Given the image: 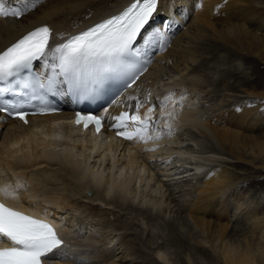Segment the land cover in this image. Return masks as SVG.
I'll use <instances>...</instances> for the list:
<instances>
[{"label": "bare ground", "instance_id": "6f19581e", "mask_svg": "<svg viewBox=\"0 0 264 264\" xmlns=\"http://www.w3.org/2000/svg\"><path fill=\"white\" fill-rule=\"evenodd\" d=\"M130 1L36 0V6L33 8L28 5V10L21 17H0V51L28 30L44 23L50 24L54 29V44L63 42V38L81 31L105 16L115 13ZM207 1L209 5L215 4V10L217 11L218 9L219 11H214L215 13L208 11L207 14H197L196 11V14L193 13L195 17L186 24L183 21L179 22V14H174V11L179 8V5L187 4L189 6L190 0H160L158 12L146 29L147 32L155 30L160 35L158 39L153 40L149 45H145L142 41L139 42L140 53L147 63L148 70L131 89L127 90L129 92L125 97V101L129 106H133L138 101L142 102L147 92L151 95L153 89L157 87L159 92L157 95H154L158 96L159 99L173 94L172 99L168 101V108L165 110V112L170 114V117L158 120L156 126L145 134V138L136 139L133 145L129 144L128 150L121 148L114 141L112 132H107L104 129L102 132L96 134L91 128L83 130L80 125L75 126L72 120L62 119L67 118L72 113V107L66 103L60 102L64 108H68L61 115L29 116V123L27 125L22 124L18 119H8L0 112V168L6 167L13 173L14 178L12 184H10V182L2 179L3 177H0V189H7V192L0 191V199L22 212L55 220V223L65 235L63 237L68 239L70 244H66L63 249L66 258L50 261V264H81V262L82 264L136 263L137 261L134 262L133 259H127V257H132L130 253L119 257L120 254L128 252L132 248L131 243L125 244V241L123 242V236L129 235L128 231L132 222L127 223L125 226L121 224L116 227L114 221L111 220L109 211L108 215H102L103 213L97 212V205H99L97 201L104 202L105 199H116L126 202L132 180L123 177L121 173L118 176L115 174L117 176L115 179L104 178L106 174H103V171L100 170L101 166L108 158L107 165L110 164L108 166L109 169L113 166H119L120 170L126 169V167L130 169L136 168L138 169L137 178L141 185L142 182L152 179L149 173L145 177L146 168L149 165L147 156H153L149 151L154 150V154L158 153V156L161 155L159 152L167 148V145L173 144L172 152H169L165 156L168 159L175 152H181V149L187 145V140L184 141V139H179L177 136L173 140V135L164 136L165 132L161 130L164 127H168L167 132L177 130L176 133L179 134L181 130H185L186 122L198 125L199 127L200 122L198 123L197 116L203 114L202 117H199L203 118L204 116L205 118L208 115H204L208 111L200 114L199 110L196 111L197 108L194 111L189 109L191 106L193 108V105L195 107H202L203 104L201 103V105L200 102L201 100H205V98L208 102L210 100L208 98V91L205 92L207 89L206 80L199 74L202 70L199 68H202V66L204 68L205 65H208V61L204 59L200 61L199 57L203 53H213L219 48L213 44H209L207 39L204 40L205 38L203 37L207 35L208 30H211L214 35L226 44L234 47L235 50H239L240 45L243 43L253 42L256 48L251 53L252 56L257 55L258 58L262 56L264 52V49H262L264 47V31L262 30L264 29V16L260 15L264 13V6H256V9L258 8L259 10H251L253 8L251 5L252 0H248L251 3L244 4L241 0ZM6 7L23 8L25 4L21 3L20 0H6ZM181 10L184 14L186 6ZM227 10L229 14L226 12ZM244 11H247V13L252 11L257 13L255 20L258 27L250 28L239 21L243 18ZM223 12H226L225 15L231 16L229 22L223 20ZM234 19H237V21ZM248 21L253 22L251 19H248ZM176 26L178 30L172 35L170 33L168 41L165 43L164 35L167 32L169 33V31L176 30ZM233 32L234 36L232 35ZM197 45H201V47ZM157 51L158 55H156ZM231 52L233 53L234 51ZM170 60H174V64L177 67L184 64V70H190L182 78V82L186 84L183 88H175L174 91H164L163 87H160L159 84L163 80L162 75L166 72L165 70H169L165 66ZM47 62L42 63L41 61H37L35 63L36 70L37 67H40L41 69L37 71L48 75ZM62 92L63 89L59 87L57 90L58 97H61ZM130 97L136 99H129ZM159 99L155 103H159ZM179 99L182 103L178 104L177 108L173 107L172 110L175 111V109L179 108H183V110L181 112L177 111L178 117L175 119L170 106L172 107L177 104ZM145 100L144 105L147 103ZM187 104H191V106H186ZM117 107L120 106L117 105ZM253 109L241 110L237 108L233 110L232 115L229 114L231 117L228 123L223 122L224 117H219L218 114L210 120V123L215 132L217 131L222 139H224L222 141L228 144L229 153L235 159L253 163L254 157H261L263 165L261 167L264 169V134H248V130L254 129L256 125L259 126L258 129L264 128V123L261 122L264 117L261 114L255 115L252 113ZM198 111L199 114H197ZM105 113L110 115L109 111ZM251 114L252 118L250 122L243 125V121ZM223 126H232L236 130L229 132L224 129L222 131L220 127ZM63 127H65L64 130ZM160 132L163 133L162 137L152 142L150 139L152 135L157 136ZM47 145H51L52 147H48L49 149H47ZM66 145L80 149L79 152L84 157L77 158L74 155L70 156L67 153L58 151V146H65L66 148ZM161 145L165 146V148L159 149ZM153 146L155 147L153 148ZM67 150L69 151V149ZM248 152L253 154L254 157L252 156V159H249V155L248 157L245 156ZM187 163L186 166L179 163L182 168L177 163L170 166L169 169L177 167L176 173L164 175L165 177L161 179L163 183L172 181L167 184L178 185L180 181H183L184 177L191 175L189 172H194L193 174L201 176L205 174V165L197 164L195 161H191V163L187 161ZM208 178L210 179L196 189L198 194L194 197V204L189 207L190 213L196 218L202 229L207 232L208 242L212 245H215L218 241L219 244H223L226 238L230 237V234H227L228 222L220 218H222L224 212L226 216H229V209L231 207L227 201L216 204L213 202V199L225 190L228 192L227 189L232 188L235 184L236 177L234 178V174L230 170L218 167L208 175ZM161 180L156 178V182L159 184L162 183ZM65 182H70L73 184V187L79 188L78 190L81 192L83 191L82 197L91 202L82 200L77 202L78 199H75V194H71L72 191L69 188L72 185L69 183L70 185H67L69 186L68 188L67 186L63 187ZM51 184L63 185V188L54 189L52 187L53 189L49 190L48 186ZM44 187L46 188L44 189ZM93 187L95 188V192H98V190L103 191V196L101 195L102 199H92L87 195L86 191ZM181 188L183 189L184 187ZM181 188L177 192H180ZM157 193L161 194V192ZM157 193L154 195L155 197L158 195ZM173 199L175 198H171V200ZM105 204H111V201ZM145 208H149V206ZM60 211L62 212L60 213ZM75 212L79 214L77 215ZM261 213V209H256L250 215L252 216L253 230L255 228L264 230V217L261 220ZM62 215H65V220L61 218ZM77 225H79V228H76ZM83 227L85 231L82 230ZM96 227L98 231L95 233ZM116 239H119L116 245H120L118 248L117 246L110 248L109 245ZM5 245H10V243L0 242V246ZM252 247L248 243L246 247L244 246L241 249L233 246H224L221 255L225 264H264V242H259L258 247L255 249ZM123 250L125 252H122ZM134 252L140 253L137 249H134ZM156 253V259H161L165 263L167 259L166 252L158 250Z\"/></svg>", "mask_w": 264, "mask_h": 264}, {"label": "rangeland", "instance_id": "374dc122", "mask_svg": "<svg viewBox=\"0 0 264 264\" xmlns=\"http://www.w3.org/2000/svg\"><path fill=\"white\" fill-rule=\"evenodd\" d=\"M241 1L243 4L249 2L248 0ZM263 2L264 1L262 0H252V3L249 2L253 7L251 10H259L258 8L256 9V6H264ZM185 6L186 10L183 14L181 9ZM196 11L197 14H207L208 11L214 12L216 11L215 4L209 5L207 0H190L189 6H187V4L179 5V8L174 11V14H179L180 23L183 21L188 24L190 20L195 17L194 14H196ZM218 11L219 10L217 9L216 12ZM226 12L229 14L228 10ZM226 12H223V20L229 22L231 16L225 15ZM243 14V18L239 20L241 23L243 22L250 28L258 27L255 20L257 16L256 12L252 11L247 13V11H244ZM260 16H264V13ZM248 19L253 20V22L248 21ZM234 20L237 21V19ZM175 28L176 30H173L172 32L169 31V33L167 32V34L164 35L165 43H167L170 33L172 35L178 30L177 26ZM262 30L264 31V29ZM232 35H235L234 32ZM203 38H205L204 40L207 39L209 44H213L219 49L215 50L213 53H203L200 56L201 58L199 57L200 61L202 59L208 61V65H205L206 67L204 66L203 68L202 66V68H199L200 70H203H201V73L199 74L202 75L201 77L204 80H206L207 89L205 92L208 91V98H210V100L209 102L206 98L203 101L201 100L200 104L202 103V107H205L202 108L198 106L201 110L194 105L192 108L191 104H187L186 106H191L189 109H192V111L197 108L196 111L199 110L200 114L208 111V113H204V115H208L205 118L204 116L203 118L199 117H202L203 114L197 116L198 123L200 122L199 127L198 125L186 122L185 130H181V132L178 131L179 134H177V138L184 139V141L187 140V145L181 149V152H175L173 156H170L171 158L169 157L168 159H166L165 156H167L169 152H172L173 144L167 145V148L159 152L161 155L158 156V153L154 154V150L149 151L153 156H147V162H149L150 166L147 165L145 177L149 173L150 176H152V179L150 181L142 182L141 185L137 178L138 169L136 168L130 169L126 167V169L124 168L120 170L119 166H113L109 169L108 166L110 164L107 165L109 161L107 158L100 169L103 171V174H106L104 175V178L115 179L118 174L121 173L123 177L132 180L131 189L126 198V202L116 199H105L104 202L97 201L99 203V205H97V212L100 214L103 213L102 215H108L109 211L111 220L114 221L116 227L121 224L125 226L127 223L132 222L128 231L129 235L125 237L123 236V242L125 241V244L131 243L132 248L128 250V252L123 250L122 252L125 253L120 254L119 257L126 253H130L132 257H127V259H133L134 262L137 261L133 264H225L221 255L224 246H233L241 249L244 246L246 247L248 243L255 249L258 247L259 242H264V230H260L259 228L253 230L252 216H250L256 209H261L263 213L260 214L261 220H263L264 217V169H262V158L254 157L253 154L248 152L245 156L248 157L249 155V159L254 157L255 162L253 161V163H250L245 160L241 161L235 159L234 156L229 153L228 144H225L222 141L224 139H222L217 131L215 132L210 123V120L215 118L218 114L219 117H224L223 122H230L229 120L231 116H229V114L232 115L233 110H236L237 108H240L241 110L254 108L253 111H251L252 113L255 115L261 114L262 117H264V52L262 53V56H260L262 58H258L257 55L252 56L251 53L256 48V45L253 42L243 43L242 45L239 44V50H235L234 47L226 44L214 35L211 30H208L207 35ZM197 46L201 47V45ZM262 49H264V47ZM231 51L234 52L232 53ZM156 55H158V51L156 52ZM174 63V60H170L165 66V68H169V70H165L166 72L162 75L163 80L159 84L160 87H163L164 91H174L175 88H183L186 85L182 82V78L190 69L184 70V64L177 67ZM39 69L41 68L37 67V70ZM169 72H171V74H169ZM173 81H175V84L172 83ZM164 86H167L168 88ZM194 90L196 89L194 88ZM158 92L159 91L156 87L153 89L152 93L157 95ZM180 103H182V101L179 99L175 106H170L175 119L178 117L177 111L181 112L183 108L175 109V111L172 109L173 107L177 108ZM199 111L197 114H199ZM251 118L252 114L243 121V125L248 124ZM257 118L259 119V117ZM261 122L264 123V119ZM181 127L183 128V126ZM64 128L65 127H63V130ZM159 128H161V126H159ZM220 128H222V131L225 129L229 132L236 130L232 126H223ZM258 128L259 126L256 125L254 129L248 130V134H264V128ZM176 131L177 130H173L172 133L174 134ZM173 140H175V136H173ZM48 147L51 148L52 146L47 145V149H49ZM154 147L155 146H153V148ZM57 148L59 150H56L67 153L70 156L74 155L77 158L84 157L82 153L79 152L80 149L73 146L70 147L66 145V148L65 146H58ZM162 148H165V146L161 145L159 147V149ZM67 149H69V151ZM71 151L72 153H70ZM187 161L190 163L191 161H195L197 164L205 165V174L202 176L196 175L193 174V170V173L189 172L191 175L184 177L183 181H180L178 185L167 184L172 181L165 182V184L163 183V180L161 179L165 177L164 175L168 173L173 174L176 171L177 167L169 169L170 166H173L174 163H177L179 166H181V164L186 166L188 164ZM172 162L173 164H171ZM218 167L230 170V172L234 174V178L236 177V182L232 188L227 189L228 192L225 190L221 193L222 195H217L215 199H213V202L216 204H218V202L227 201L230 204L231 209H229V216H226L224 212V214L221 213L223 215L222 218H220L224 219L225 222H228L227 234L229 233L230 237H227L223 244H219L218 241L215 245H212L208 242L209 238L207 232L202 229L196 218L190 213L189 207L195 202L194 197L198 194L196 189L210 179L208 178V175ZM0 177H3L2 179L10 182V184H12V181L14 180L13 173L6 167L0 168ZM156 178L161 180L162 183L159 184L156 182ZM69 183L70 182H65L64 186L51 184L48 188L49 190H52V187L58 189L71 184L72 187L67 186V188H70V191H72L71 194H75L74 197L75 199H78L77 202L81 200L91 202L82 197L83 191H79V188L73 187V184ZM46 187H44V189ZM181 187L184 188L182 189ZM180 188L181 191L177 192ZM157 192H161V194ZM86 193L92 199H100L103 196V191L98 190V192H95L94 187L88 189ZM156 193L158 195L155 197L154 195ZM171 198H175L173 199L174 201L171 200ZM105 201L107 203L111 201V204H105ZM146 206H149V208H145ZM61 212L62 211H60V213ZM76 214L78 215L79 213L77 212ZM61 218L65 220V215H62ZM76 228H79V225H77ZM82 230L85 231V228L83 227ZM95 230L94 232L96 233L98 231L97 227ZM118 242L119 239H116L109 245L110 248H114L115 246L118 248L120 245H116ZM134 249H137L140 253L138 254L134 252ZM158 250H162L164 253L166 252L167 259L165 263L161 259H156V252ZM125 264L131 263L125 262Z\"/></svg>", "mask_w": 264, "mask_h": 264}, {"label": "snow or ice", "instance_id": "6c2138e0", "mask_svg": "<svg viewBox=\"0 0 264 264\" xmlns=\"http://www.w3.org/2000/svg\"><path fill=\"white\" fill-rule=\"evenodd\" d=\"M20 2L25 7H6V0H0V17H21L28 10V5L33 8L36 6V0ZM159 5L160 0H134L120 14L102 19L84 31L63 38V43L51 48L49 41L53 33L48 26L36 28L21 37L0 52V82H4V86H0V112H7L28 123L29 112L25 100L5 101L4 96L7 94L29 97V102L31 99H40L41 113L57 111L48 106L43 96L33 95L37 87H47L51 91L57 83V76H62L61 83L68 85L66 94H76L78 101L95 98L110 79L128 76L135 83L147 70L136 59L141 55L139 42L149 45L160 35L155 30L146 31ZM49 57L53 61L50 65L53 76L47 85L39 80H17L9 86L10 77L30 71L35 61L44 63ZM172 95L165 97L164 106L172 99ZM141 107L143 103L138 101L131 114L124 111L112 118L115 121L112 127L117 130L118 136L130 141L145 138V133L154 123L151 114L156 106L149 108L147 118L139 115ZM102 120L103 117L77 113L75 122L83 124L85 128L94 124L99 133ZM130 126H135L136 131L128 132L126 129ZM0 191L7 192V189ZM0 242L10 243L8 247L0 248V264H45V261L66 258L63 252L65 242L50 223L16 211L4 203H0Z\"/></svg>", "mask_w": 264, "mask_h": 264}]
</instances>
